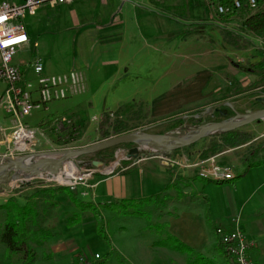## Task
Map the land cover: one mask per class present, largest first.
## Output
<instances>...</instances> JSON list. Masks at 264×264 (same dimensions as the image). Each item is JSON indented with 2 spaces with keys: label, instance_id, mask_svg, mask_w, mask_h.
I'll return each instance as SVG.
<instances>
[{
  "label": "rangeland",
  "instance_id": "374dc122",
  "mask_svg": "<svg viewBox=\"0 0 264 264\" xmlns=\"http://www.w3.org/2000/svg\"><path fill=\"white\" fill-rule=\"evenodd\" d=\"M132 1L137 5H152V7L157 8L178 21L184 19L183 15H187L186 19L188 20L190 18L185 12L180 13L177 10L178 13L174 8L177 7L183 10V8L190 5H199L202 7L207 6L210 2V0H154L152 2L153 4H151V0ZM114 4H117V2L114 1ZM247 12L240 11L231 16L215 13L212 18H192L203 20V23H207L206 19L213 21L205 27V29H208L211 26V28L205 30L206 33L202 31L201 40L203 42L197 44L201 46V49H204L203 53L207 51L208 54L202 60H199V62L207 64L208 68L220 65V68H222L220 69V75L223 76L214 78L216 75L212 73L213 75L208 78L205 85L198 83L202 78L195 75H189L187 77L183 75L159 76L158 74L166 68L169 62H182L183 60L187 64L185 67L187 72L194 70V64L195 68L198 67L196 64L198 61L194 62L188 59L187 54L192 52L186 50L185 53H182L181 57L176 55L160 57V59L156 60V76H151L155 78V82L160 84V86L156 87V92L159 90L162 91L163 89H170L173 86H179L181 88L183 87V90L185 89L187 99L182 98L179 101L182 95L174 94L172 100L178 101L173 103L176 106L169 107V109L160 107L159 110L164 111L162 114L155 113L154 109L148 104V101L145 102L144 100L138 99V101L133 100L125 103L124 106L118 109L117 115L124 120L126 127L130 128L129 130L140 128L145 131H166L182 134L185 132L187 126L192 129L195 125L190 126V122L187 119L182 125L174 127L169 122L156 124L155 120L171 116L175 113L183 114L189 109L199 108L200 106H209L207 120L234 118L236 117V112H246L263 107L264 94L260 95L258 86L264 82V79L257 73L258 69L253 70V68H257L255 63L258 60L264 59V31H250L241 27V23ZM134 18L131 19L133 23L130 25L131 33L129 35L132 34L133 37L137 36L139 38L145 37L144 30L141 27L144 26L143 20L146 19L144 18L142 20L139 16ZM23 23L27 29L32 31L33 37L28 49L20 47L15 51L13 60L18 57L30 59L39 54L43 55V47L41 44L43 39L54 41L51 45H44L46 48L44 57H54L55 55L64 57L71 56V47L60 44V41L63 39L66 40L67 38V35H65L67 34L66 30L61 31L60 27H47V31L39 33L43 25L32 27L33 22L28 16L23 18ZM153 30L154 28H149L148 32L152 33ZM189 34L191 35L192 33L190 32ZM215 35H217L218 39L216 44L214 43L216 41ZM147 37H149V34L146 35ZM210 38L212 40H209ZM154 39L157 38L154 37L149 41L153 42ZM34 41H36V44L33 43ZM171 43H173V40L170 44L155 40L154 47L156 48V54L160 53L158 52V47L171 45ZM147 46V49H149L151 45L144 44L141 41L138 44V47L146 48ZM175 47L178 51L184 48L180 44ZM189 49L192 48L190 47ZM134 54L133 56L128 54L129 59L126 62L130 63L129 65L137 59L134 57ZM186 55L187 57L185 59L184 56ZM223 62L225 66L222 65ZM190 63L194 64L190 65ZM72 68L76 69V67H71L70 69ZM53 72L61 71L56 70ZM232 72L235 73L233 77ZM131 78L133 79V91H123L119 95L125 96L126 98L127 95L129 98L143 96V93L140 91L141 84H138L136 88L135 82L137 80L138 83L144 80L148 82L146 79L150 78L137 77V80L135 76ZM33 79L34 75L31 79L32 85L35 84ZM181 79H183V82L177 84ZM2 81L0 80V86L3 85ZM122 82L123 86L126 87L132 80H122ZM231 82L234 87L230 90L225 89L223 92L219 91L222 89L220 85L226 83L231 84ZM215 84L219 86V89H216L218 94L216 91H213V85ZM252 92L253 94H251ZM256 94L258 95L255 96ZM71 95L72 93L65 97L66 99L50 100L46 102V106L40 105L34 107L29 114L23 117V120L28 124L39 126V131L36 132V145L30 151L77 147L117 134L111 127L115 117L114 110L101 112V107H96V105L95 107H89L88 104L72 110L60 104L64 103L67 99L70 100ZM227 101L231 103V106L226 103ZM43 119H47L46 122ZM239 128L250 131L253 142L264 139V117L245 123L239 126ZM213 133H208L199 138L194 141V144L192 142L185 145L182 151L175 153L172 150L156 153V151H152L150 148L139 147L136 155L129 156L127 155L128 149L136 145L130 143V145L117 144L109 147L112 150L111 156L106 151L100 154L93 151L71 157L70 160L64 163L62 169L68 170V174L71 176L75 175V173L82 175V179L75 178L77 181L75 185H71L69 181L48 180L45 177L34 178L32 180L34 182L28 184L23 181L12 182L11 190L8 189L9 187L7 185H3L5 187L2 196L0 195V200L7 198L9 195H15L19 200H23L36 186L69 184L79 197L104 202L109 199L114 200L113 197H107L105 193H101L105 182H101L96 186L94 193L91 190L92 187L96 185V181L99 178L115 173L117 170L120 171L122 167L126 166L124 161L129 162L131 157L154 155L157 160H164L165 165L170 170L171 167L169 166H171L170 163L172 162L177 163L176 165L179 166H176L177 168L172 166L174 170L171 172H175L170 181H168L170 186L161 189L160 198L163 199L165 205L156 206V202L142 205L141 209L147 213L145 215L129 214L107 207H100L105 219L107 239L98 232L93 213L89 208L80 211V221L73 223L66 221V217L73 210H78V208L72 203L64 190H60L55 194L56 202L53 205L48 203V196L39 193L37 206L40 209V215L44 216L42 222L49 226L52 232L41 244L34 243L36 258L32 264H93L96 259H100L105 255H108L107 264H143L135 258L140 255L139 248L146 251L148 247H150V255L155 257L148 264H163V262H160L162 258L165 259L167 264H186V258L188 256L186 252L167 250L163 246L153 244V241L163 236L166 232L167 227L165 222L178 205L190 203L197 204V206L201 207L203 215L206 212L209 215L211 214L215 222H217V225L230 227L233 223L232 219L238 217L245 232L256 240L255 246L250 249L252 256L255 257L257 264H264V168L261 166L250 167L234 183H204L199 179L195 187L193 184L194 180L188 178L196 173L199 174L202 168L208 167L209 164L205 159L214 155L216 163L220 166H227L234 170V173L242 170L240 155L245 150L247 142L241 145L223 147L214 153L208 154V156H201V151L209 146ZM30 151L28 150L26 152ZM23 153H16L15 155L17 156ZM159 155H162L161 158H157ZM179 163H182L183 166ZM44 174L46 173H42V176ZM177 174L182 175L178 182L175 179ZM71 180L74 181V178ZM186 180L191 181L190 185H186ZM110 181L108 182L110 183ZM175 182L182 188L181 193L173 186ZM205 197L208 198L209 203L206 202ZM3 217L4 211L0 209V232L2 231L1 223ZM213 234V243L208 247H204L202 252L214 257L221 264H233L218 249L216 232L213 231ZM156 250L160 253L164 252L165 255L158 257ZM96 253L98 254L97 256ZM11 262L15 264L13 256L10 255L8 257L5 255V246L0 241V264H11Z\"/></svg>",
  "mask_w": 264,
  "mask_h": 264
},
{
  "label": "crops",
  "instance_id": "0c3cea01",
  "mask_svg": "<svg viewBox=\"0 0 264 264\" xmlns=\"http://www.w3.org/2000/svg\"><path fill=\"white\" fill-rule=\"evenodd\" d=\"M114 1H116L117 4H114ZM152 2H154V0H151V4H153ZM101 4L103 5L101 6ZM259 9L264 10V1ZM174 10H179L180 13L185 12L190 19H186L187 15H183L184 19L178 21L164 14L157 8L152 7V5H137L133 3L132 0H72L70 2L55 5L42 3L37 7L34 14L26 16L31 18V21L33 22V25L31 23L32 27L43 25V28L39 33L47 31V27H60L61 31L66 30L67 32V34H65L67 35L66 40L63 39L60 41V44H65L66 47L69 45L71 47V56L64 57L61 55H55L54 57H44V51H46L44 45H51L54 43V41L48 39H43L41 41L43 47L42 54L44 56L41 54L37 55L42 56L40 57L44 64V71L46 72H53L56 70L66 71L71 67H76V69L82 74V89L72 93L70 100L67 99L64 103L60 104H63L72 110L86 106V104H88L89 107H95L96 105V107L102 108L101 112H104L119 109L124 106L125 103L133 100L138 101V99H140L145 102L148 101V104L154 109L155 113L162 114L164 111H160V107L163 109H169V107L176 106V104L173 103L178 101L172 100L174 94L179 96L182 95L179 101H181L182 98L187 99V97L185 89L183 90V87L181 88L179 86H173L170 89H163L162 91L159 90L156 92V87L160 86V84L155 82V78L151 76H156V60L160 59V57H165L166 55H169V57L172 55L181 57L182 53H185L186 50L192 52L187 54L188 59L193 60L194 62L198 61L196 62L198 67L195 68V64L190 63V65L194 64V70L187 72L185 70L187 64L183 62V60L182 62H169L166 68L158 74L159 76L183 75L184 77H187L189 75H195L202 78L198 82L201 83V85H205L208 78L213 74L216 75L214 78L223 76L220 75V69H222L220 68V65L208 68L207 64L199 62V60H202L205 55L208 54L207 51L203 53L204 49H201V46L197 44L203 42L201 40L202 31L206 33L205 30H208L211 26H209L208 29H205V27H207L208 23H212L213 21L206 19L207 23H203V20L192 19L195 17L212 18L215 14L214 7L208 3L207 6L205 5L201 7L199 5H190L183 8V10L177 7L174 8ZM138 16L142 20L144 18L146 19L143 20L144 26L141 27V29L144 30L145 37L143 38L137 36L133 37L132 34L129 35V33H131L130 25L133 23L131 19ZM149 28H154L152 33L148 32ZM26 30L29 40L21 46L24 49L29 48L33 37L32 31L27 28ZM190 32L192 33L191 35L189 34ZM147 34H149V37L146 38ZM152 37L157 39L150 42L149 40L153 39ZM215 38L216 41L214 43L216 44V42H218L217 35H215ZM155 40L166 44H170L173 40V43H171V45L164 44V47H158L157 49L160 53L156 54V48L154 47ZM209 40H212V38ZM140 41L151 46H149V49H147L148 46L146 48L138 47ZM33 43L36 44V41ZM178 44L184 47L181 51H178L175 47ZM133 45L135 46L133 47ZM190 47L192 49H189ZM133 53H135L134 57L137 59L134 63L132 62V64L129 65L130 63L126 62V60L129 59L128 54L133 56ZM187 55L184 56L185 59ZM34 57L35 56L30 59L18 57L13 60L14 63L20 67L25 78L32 79L34 75L31 67V60ZM222 65L225 66L224 62ZM257 73H259V75L261 74L260 72ZM234 75L235 73L232 72V77ZM254 75L256 76V74ZM133 76L136 77V80L138 79L137 77L150 78L146 79L148 82L145 80L139 83L138 80L135 82L136 88L138 84H141L140 91L143 93V96L135 98H129L128 95L127 98L125 96H120L119 94L123 91H133V79L131 78ZM122 80H132V82L124 87ZM2 82L3 85L0 86V155L8 153L9 147L12 146L11 132L13 128L12 115L1 104L5 88V82ZM181 82H183V79L177 84H180ZM216 86L217 84L213 85V91L219 89V86ZM232 87H234L232 82L231 84H222L220 85V88L222 89L219 91L223 92L225 89L230 90ZM263 87L264 82L260 83L258 86L260 89V95L264 94ZM248 93L250 92L248 91ZM251 94H253V92ZM257 95L258 94L255 96ZM43 120L46 122L47 119ZM161 156L162 155H159L157 158H161ZM124 163L126 166L122 167L120 171L117 170L115 173L99 178L96 181V185L91 189L93 190V193L94 188L101 182H105L101 193H105V196L107 197H113L114 200L122 197H137L155 193L160 191L164 185L170 181L175 172H171L174 170L172 166L179 167L176 163L172 162L170 163L171 166H169L171 167L170 170L165 165L164 160H157L154 155L135 158L131 157L129 162L125 161ZM109 180H111L110 183L108 182ZM196 182H198V179L194 180V186ZM2 185H7L9 187L8 189L11 190L10 188L13 183L9 182L8 184L5 183ZM2 192L3 191H0L1 196ZM5 199L0 200V202ZM106 201H111V199ZM166 221L168 231L175 234L178 238L196 250L202 251L204 247H208L213 243V231L217 222H215L211 214L209 215V219H206L202 214L201 207L197 206V204L190 203L178 205L174 212L168 216ZM216 240L217 243H219L217 237ZM254 242L253 246L256 244L255 239ZM163 248L172 250L164 246ZM149 249L150 247L144 251L139 248L138 251L140 255L136 256L135 259L140 263L148 264L151 259L155 258L153 255H150ZM157 254L158 257L165 255L164 252L160 253L159 251H157ZM253 258L255 259V257ZM160 262H163V264L166 263L163 258Z\"/></svg>",
  "mask_w": 264,
  "mask_h": 264
},
{
  "label": "trees",
  "instance_id": "16d2710c",
  "mask_svg": "<svg viewBox=\"0 0 264 264\" xmlns=\"http://www.w3.org/2000/svg\"><path fill=\"white\" fill-rule=\"evenodd\" d=\"M232 1L233 0H220V2L227 5H231ZM257 1L258 4L261 5L264 0ZM240 11L245 12L247 10H245L244 7H242L240 10L230 7V10L225 13V15L231 16L237 14ZM241 27L250 31H264V10L258 8L252 12L248 11L241 23ZM255 65L257 68H253V70L258 69L257 72H260V77L264 79V59L257 61ZM203 108L204 107H199L188 110L186 113H184L185 117H178L179 113H175L168 117L156 119L155 123L160 124L163 122H169L174 127L177 125H182L187 119L192 125H197L200 122V117H196L194 114L200 113ZM118 111V109L113 111L115 117L113 119L114 121H112L113 123L111 124V127L115 133H121L130 129L126 127L124 120L117 115ZM251 140V132L239 127L220 130L213 133L209 146L201 151V156H208V154L214 153L223 147L241 145L242 143L247 142L245 150L240 155L242 170L238 173H235L231 178H213L201 176L199 174H194L188 178L193 180L200 179L204 183H234L238 178L244 175L250 167L262 166L264 168V139L257 142H253V140ZM192 144H194V142ZM120 145H130V143H120ZM183 148L184 146L175 148L172 150V152L175 153L182 151ZM105 151L111 156L112 150L109 147L96 150L94 152L100 154L101 152ZM181 177V174H177L175 176L176 181L178 182ZM177 182H175V185L173 186L179 193H181L182 188L178 186ZM190 183V180H186V185H190ZM169 184V182L166 183L163 189L170 186ZM60 190H64L72 203L78 208V210H73L66 217V221L68 223L80 221V211L84 210L85 208H89L93 213L98 232L105 239H107V233L105 231V219L100 207H107L109 209H115L117 211L129 214L145 215L147 213L141 209L142 205L155 202L156 206L165 205L163 199L160 198L161 190L142 196L122 197L117 200L104 202H95L91 199L79 197L77 193L66 184H57L52 186L47 185L41 187L36 186L29 195L24 197L23 200H19L15 195H9L4 201L0 202V209L4 211V217L1 223L2 231L0 232V241L5 246V255L8 257L12 255L15 260V264H32L36 258V248L34 247V243L41 244L51 235L52 232V229L42 222L44 220V216L40 215V209L37 206L38 194L43 193L48 196V203L53 205L56 202L55 194ZM205 198L206 202H208V198ZM204 215L206 219H209L207 212ZM165 224L167 227V221ZM149 226H151V224H149ZM153 244L164 246L180 252H186L188 254L186 258V264H221L214 257L191 247L189 244L178 238L175 234L168 231V228H166V232L163 234V236L153 241ZM217 247L226 256L219 243H217ZM107 256L108 255H105L100 259H96L93 264H107Z\"/></svg>",
  "mask_w": 264,
  "mask_h": 264
},
{
  "label": "built area",
  "instance_id": "2783aa9c",
  "mask_svg": "<svg viewBox=\"0 0 264 264\" xmlns=\"http://www.w3.org/2000/svg\"><path fill=\"white\" fill-rule=\"evenodd\" d=\"M70 1L72 0H0V80L5 82L1 104L12 115L13 119L12 146L9 147L6 154L15 155L30 151L36 145V132L39 131V126L30 125L23 120V117L29 114L34 107L46 106V102L50 100L65 98L70 93L82 89V74L77 69L46 72L41 57L35 56L31 60L34 73L33 80L35 81V84L32 85L31 79L25 78L20 67L13 61L15 51L29 40L23 18L26 15L34 14L37 7L42 3L55 5ZM209 3L214 7L217 14L227 13L230 7L238 10L244 7L245 10L252 12L260 6L257 0H233L231 5L224 4L220 0H210ZM214 156L205 159L209 166L202 168L199 174L213 178H231L235 174L234 170L217 164ZM174 161L176 162V160ZM179 164L183 166L182 163ZM60 177L69 178L71 185L77 183L75 178L82 179V175L80 177H67L65 172H62ZM45 178L58 181L54 177ZM72 178L74 181L71 180ZM232 220L233 223L230 227L224 225L214 227L219 244L228 260L233 264H256L250 252L255 243L254 239L242 228L238 217Z\"/></svg>",
  "mask_w": 264,
  "mask_h": 264
},
{
  "label": "water",
  "instance_id": "95a60500",
  "mask_svg": "<svg viewBox=\"0 0 264 264\" xmlns=\"http://www.w3.org/2000/svg\"><path fill=\"white\" fill-rule=\"evenodd\" d=\"M226 103L231 106L229 101ZM208 111L209 106H205L200 113H195L196 117H200V122L182 134L166 131L152 132L137 128L77 147L30 151L17 156L1 154L0 191L4 190L3 183L16 181H23L27 184L32 183L34 182L32 181L34 178H43L42 173L48 174L49 178H51L50 176H54L62 169L66 160L84 153L126 142L136 144L128 149L127 155L129 156L136 155L139 147L150 148V150L156 151V153H162L188 145L208 133L232 129L257 118L264 117V106L246 112H236V117L234 118L218 120H207ZM184 116V113L178 115V117Z\"/></svg>",
  "mask_w": 264,
  "mask_h": 264
},
{
  "label": "bare ground",
  "instance_id": "6f19581e",
  "mask_svg": "<svg viewBox=\"0 0 264 264\" xmlns=\"http://www.w3.org/2000/svg\"><path fill=\"white\" fill-rule=\"evenodd\" d=\"M67 161V160H66ZM65 161V162H66ZM64 162V163H65ZM62 172H65V174L67 175V177H80L81 175H77L78 173H75V175H70V174H68V170H63V169H61L58 173H57V175H54V176H50V177H54V178H57L59 181H69L70 179L69 178H61L60 177V174L62 173ZM44 177H49V175L48 174H44L43 175Z\"/></svg>",
  "mask_w": 264,
  "mask_h": 264
},
{
  "label": "flooded vegetation",
  "instance_id": "af4514ba",
  "mask_svg": "<svg viewBox=\"0 0 264 264\" xmlns=\"http://www.w3.org/2000/svg\"><path fill=\"white\" fill-rule=\"evenodd\" d=\"M214 111H216V110H214ZM206 119H207V118H206ZM190 125L193 126L191 123H190ZM188 129H190L189 126H187L186 130H188ZM186 130H185V131H186Z\"/></svg>",
  "mask_w": 264,
  "mask_h": 264
}]
</instances>
